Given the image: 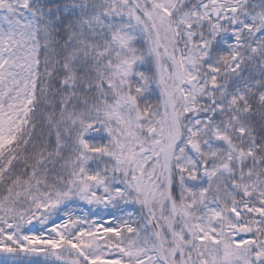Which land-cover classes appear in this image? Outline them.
I'll return each instance as SVG.
<instances>
[{
    "label": "snow or ice",
    "instance_id": "6c2138e0",
    "mask_svg": "<svg viewBox=\"0 0 264 264\" xmlns=\"http://www.w3.org/2000/svg\"><path fill=\"white\" fill-rule=\"evenodd\" d=\"M0 264H264V0H0Z\"/></svg>",
    "mask_w": 264,
    "mask_h": 264
}]
</instances>
